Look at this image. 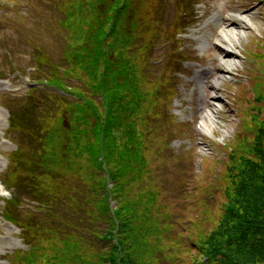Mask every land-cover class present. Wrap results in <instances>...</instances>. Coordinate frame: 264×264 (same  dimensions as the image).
Masks as SVG:
<instances>
[{"label":"rangeland","instance_id":"374dc122","mask_svg":"<svg viewBox=\"0 0 264 264\" xmlns=\"http://www.w3.org/2000/svg\"><path fill=\"white\" fill-rule=\"evenodd\" d=\"M96 1L0 0V82L10 84L0 86V264H23L20 253H28L30 234L24 225L49 219L30 186L31 172L42 171L33 157V125L63 106L102 103L97 87L112 67H125L127 75L109 87L145 101L136 125L157 101L159 116L149 115L148 125L155 127L154 154L162 155L152 158L153 175H159L166 201L187 216L216 212L214 178L228 158L227 145L241 136L247 102L255 98L251 77L264 61V0H130L128 25L126 9L116 18L111 0ZM226 20L243 32L232 59L222 54L223 44L230 45L220 37ZM82 51L86 66L76 59ZM54 76L63 90L48 81ZM71 89L80 100L67 95ZM207 113L210 130L202 127ZM164 139L170 147L163 151Z\"/></svg>","mask_w":264,"mask_h":264},{"label":"trees","instance_id":"16d2710c","mask_svg":"<svg viewBox=\"0 0 264 264\" xmlns=\"http://www.w3.org/2000/svg\"><path fill=\"white\" fill-rule=\"evenodd\" d=\"M129 3L111 0V16L113 12L117 18L126 9L128 25ZM85 53L76 59L86 66ZM256 69L259 74L250 83L255 98L247 102L241 136L227 145L228 158L214 178L219 203L210 218L202 212L184 215L178 203L166 201L159 175H153L157 169L152 158L162 155L154 154L155 127L148 125L149 115L159 116L157 101L151 100L149 112L136 125L135 114L145 101L128 100L108 84L127 75L125 67L106 70L103 85L97 87L102 103L93 98L46 113L43 123L32 127L37 141L33 157L42 171L31 172L30 186L49 219L24 225L30 233L29 251L20 253L21 263L264 264V61ZM48 81L62 89L60 78ZM71 90L64 91L80 100ZM169 145L164 139L159 148Z\"/></svg>","mask_w":264,"mask_h":264},{"label":"bare ground","instance_id":"6f19581e","mask_svg":"<svg viewBox=\"0 0 264 264\" xmlns=\"http://www.w3.org/2000/svg\"><path fill=\"white\" fill-rule=\"evenodd\" d=\"M240 19H243V16ZM226 22L227 25L222 29L220 33V37L224 40H227L230 45L223 44L222 54L224 55L225 58L232 59L234 55L233 48H235L236 43L240 41V37L243 32L236 28L238 26V23L236 21L226 20ZM2 85L10 86V84L7 82H0V86ZM0 116H2L1 110H0ZM212 126H213V117L210 113H207L203 116L202 127L205 130H210L212 129Z\"/></svg>","mask_w":264,"mask_h":264}]
</instances>
